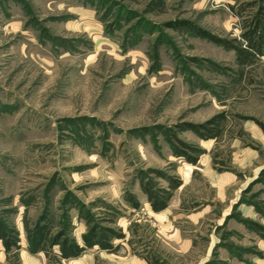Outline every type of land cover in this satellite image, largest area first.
I'll list each match as a JSON object with an SVG mask.
<instances>
[{
	"label": "rangeland",
	"instance_id": "obj_1",
	"mask_svg": "<svg viewBox=\"0 0 264 264\" xmlns=\"http://www.w3.org/2000/svg\"><path fill=\"white\" fill-rule=\"evenodd\" d=\"M258 26L264 0H0V264H264ZM44 224L116 251L31 253Z\"/></svg>",
	"mask_w": 264,
	"mask_h": 264
},
{
	"label": "trees",
	"instance_id": "obj_2",
	"mask_svg": "<svg viewBox=\"0 0 264 264\" xmlns=\"http://www.w3.org/2000/svg\"><path fill=\"white\" fill-rule=\"evenodd\" d=\"M258 28L260 29L261 27L258 26ZM262 33V28L258 30L257 27H255L248 30V32L245 34L247 45L243 48L235 49L237 64L246 67L252 66L257 61L261 51V44H264V35ZM148 200L155 212H159L166 207L165 202L157 201L152 193H149ZM131 205L134 208L138 207L136 203L131 202ZM49 235L50 229L47 224L37 226L34 232L29 235V250L31 251V253L42 252L48 257L49 255H51L54 259L60 261L78 257L84 251L86 246L92 247L94 245H97L99 246V248L105 249L109 252L116 251L115 247H111L108 242H104L102 238H95V235L92 234L90 237L84 238L85 247H81L72 243L67 244L66 242H61L58 246L57 253H54L51 251V247L57 244V240L51 239ZM4 237L5 235L0 233V239H4L3 244L5 248L8 249L10 246V242ZM109 239L110 238L108 237V239L106 240L109 241Z\"/></svg>",
	"mask_w": 264,
	"mask_h": 264
}]
</instances>
